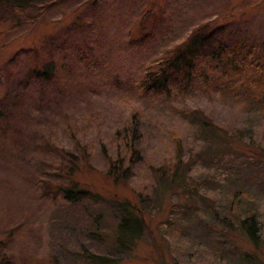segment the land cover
I'll return each mask as SVG.
<instances>
[{
    "label": "rangeland",
    "instance_id": "374dc122",
    "mask_svg": "<svg viewBox=\"0 0 264 264\" xmlns=\"http://www.w3.org/2000/svg\"><path fill=\"white\" fill-rule=\"evenodd\" d=\"M54 1L36 20L0 12V95L23 100L0 129V264H101L97 256L105 264H186L190 256L196 264V246L200 264H264L262 241L251 242L239 223L254 213L264 236V102L241 129L253 135L248 145L235 133L239 107L214 104L203 87L169 95L171 107L137 88L148 66L203 25L215 62L218 46L236 38L260 53L264 0H32L25 14ZM79 56L93 61V73L78 67L75 79L35 81L40 60L72 68ZM196 110L223 124L225 137L204 132ZM131 135L140 157L129 181L115 184L104 153L124 155ZM178 145L183 187L163 192L156 170L178 157ZM59 148L84 153L74 179L87 193L73 205L63 200ZM233 194L242 196L231 206ZM124 201L144 219L131 248L114 233Z\"/></svg>",
    "mask_w": 264,
    "mask_h": 264
},
{
    "label": "trees",
    "instance_id": "16d2710c",
    "mask_svg": "<svg viewBox=\"0 0 264 264\" xmlns=\"http://www.w3.org/2000/svg\"><path fill=\"white\" fill-rule=\"evenodd\" d=\"M30 3H32V0H0V12L2 14L3 12L9 13L12 20H15V17L18 15H22L24 19L32 17L33 20H36L48 11L52 5L57 3V1L44 5L38 13H34L33 15L25 14V11L30 8ZM148 16L149 11H145L134 25L137 31L140 30V33L143 31L142 28L148 25L146 23ZM160 18V15H157L152 19L153 24H151L153 26L157 25V21ZM15 22L18 23V19ZM15 24H11L10 28L13 27L12 25L15 27ZM207 28L208 25L196 28L188 34L184 41L167 49L154 63L147 67L142 75V79L137 82V88L148 97H167L166 103L171 107L167 101L169 100V95L174 96L175 92L180 93L187 89L192 92L195 87H203V90H206V96L211 98V100L213 99L214 104L227 103L230 105V110L239 107L240 111L236 118L237 120L235 119L239 127L235 128V133L239 139H243V141H246L250 145L253 135L244 133L241 129L248 126L247 119L253 117V113H256V107L262 109L260 105L264 102V49L258 53V49L253 43L242 38H236L231 44L226 43L218 46L216 51L218 52L217 61L215 62L211 56L214 52L210 54L206 51L205 45L208 44V40L212 34V32H206ZM139 32H134L137 34L135 37H139ZM76 58L72 68L67 66V64H63V62L54 66L40 60L39 65L36 64L33 69L35 81L39 82L41 79L44 81L41 83L47 84L55 77L60 78L65 76L69 79H75L80 75L77 72L78 67H84L87 73L92 70L91 73H93L94 63L92 60H89L90 58L85 56ZM22 101L20 96H10L8 93L0 95V129L6 126L8 120L13 119L18 113H22ZM192 113L199 119L204 132L212 134L215 138L219 139L225 137L226 133L223 131V124H213L212 119L207 114L205 115V112L202 110H196ZM133 138L134 136L131 135L129 140L125 141L124 155L119 154L113 160L104 153L107 161L106 176L115 184H125L129 181L133 166L140 157L139 151L133 149ZM173 140L179 142L176 138H173ZM260 142L263 144V147L260 148L258 153L264 159V138L261 137ZM175 149L177 151L176 156L178 155V157L174 158L173 162L163 164L156 170L158 174L157 184L163 192H170L183 187V158L179 156L181 153L180 146H175ZM83 150L86 151L85 149ZM57 151L66 161L65 168L60 169L62 177L66 180L62 188L63 200L66 204L73 205L80 202V200H84L87 193L74 179V175L84 161V158L82 160L84 153L82 151V156L80 157L81 150L79 153L78 151L75 153L64 148H59ZM237 196L240 197L242 194H233L229 205L233 206L237 204L239 200L236 199ZM118 204V216H116L118 222L114 233L116 234L118 243L124 247L131 248L133 242L143 232L144 219L142 215H137L135 208L128 201ZM254 215L252 213L241 219L239 222L240 228L242 233L251 242L258 243V241H262L264 245V236L261 238L260 231L262 232V230ZM131 225L134 226L132 232H130L129 228ZM125 237L126 243L123 241ZM196 249L199 254L193 261L196 264H200L203 262L201 258L202 252L200 247L196 246ZM97 257L100 258L101 264L106 263L101 256ZM189 258L190 256L186 257V259ZM186 259L184 260L185 263L189 264ZM47 264L49 263L47 262Z\"/></svg>",
    "mask_w": 264,
    "mask_h": 264
}]
</instances>
